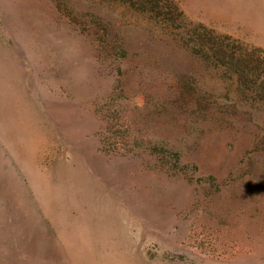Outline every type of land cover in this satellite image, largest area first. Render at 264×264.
<instances>
[{"label": "rangeland", "instance_id": "374dc122", "mask_svg": "<svg viewBox=\"0 0 264 264\" xmlns=\"http://www.w3.org/2000/svg\"><path fill=\"white\" fill-rule=\"evenodd\" d=\"M175 1L264 51V0ZM0 264H264V102L126 0H0Z\"/></svg>", "mask_w": 264, "mask_h": 264}, {"label": "trees", "instance_id": "16d2710c", "mask_svg": "<svg viewBox=\"0 0 264 264\" xmlns=\"http://www.w3.org/2000/svg\"><path fill=\"white\" fill-rule=\"evenodd\" d=\"M129 5L146 14L149 21L178 43L191 48L193 54L208 63L224 66L233 73L246 95L264 102V51L248 49L227 34H218L204 24L190 25L175 0H126ZM113 51L121 53L124 47L115 43ZM169 157L179 161L180 152L165 149Z\"/></svg>", "mask_w": 264, "mask_h": 264}, {"label": "crops", "instance_id": "0c3cea01", "mask_svg": "<svg viewBox=\"0 0 264 264\" xmlns=\"http://www.w3.org/2000/svg\"><path fill=\"white\" fill-rule=\"evenodd\" d=\"M81 174H82V173H81ZM44 177H47V176H45V175H44ZM81 177H85V176L82 174V176H81Z\"/></svg>", "mask_w": 264, "mask_h": 264}]
</instances>
